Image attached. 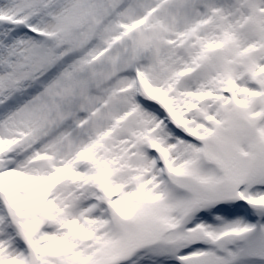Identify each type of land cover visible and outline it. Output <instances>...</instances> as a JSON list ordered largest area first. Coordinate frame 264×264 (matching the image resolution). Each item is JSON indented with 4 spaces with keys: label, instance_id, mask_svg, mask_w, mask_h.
Wrapping results in <instances>:
<instances>
[{
    "label": "snow or ice",
    "instance_id": "obj_1",
    "mask_svg": "<svg viewBox=\"0 0 264 264\" xmlns=\"http://www.w3.org/2000/svg\"><path fill=\"white\" fill-rule=\"evenodd\" d=\"M0 264H264V0H0Z\"/></svg>",
    "mask_w": 264,
    "mask_h": 264
}]
</instances>
